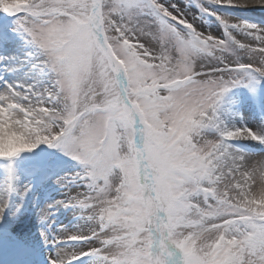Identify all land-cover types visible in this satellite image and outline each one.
Masks as SVG:
<instances>
[{
    "label": "snow or ice",
    "instance_id": "1",
    "mask_svg": "<svg viewBox=\"0 0 264 264\" xmlns=\"http://www.w3.org/2000/svg\"><path fill=\"white\" fill-rule=\"evenodd\" d=\"M0 264H264V0H0Z\"/></svg>",
    "mask_w": 264,
    "mask_h": 264
}]
</instances>
